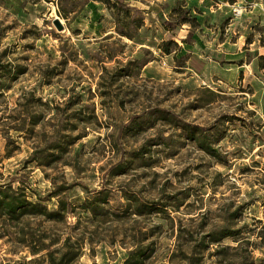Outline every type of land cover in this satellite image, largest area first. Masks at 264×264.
<instances>
[{
  "label": "rangeland",
  "instance_id": "1",
  "mask_svg": "<svg viewBox=\"0 0 264 264\" xmlns=\"http://www.w3.org/2000/svg\"><path fill=\"white\" fill-rule=\"evenodd\" d=\"M119 1L0 0V264H264V0Z\"/></svg>",
  "mask_w": 264,
  "mask_h": 264
},
{
  "label": "trees",
  "instance_id": "2",
  "mask_svg": "<svg viewBox=\"0 0 264 264\" xmlns=\"http://www.w3.org/2000/svg\"><path fill=\"white\" fill-rule=\"evenodd\" d=\"M89 1H94V2H99L104 4L107 8L109 9H116L115 11L119 10L117 7V3L120 1L117 0V2H112L111 0H86V4ZM119 1V2H118ZM62 11V14L64 15V18L67 19L66 12L63 9H60ZM188 23V21H182L181 24ZM176 30V26L172 28V31L174 32ZM121 36H125L128 39H132L133 36L131 33L128 32H122L120 33ZM171 42H163L162 45H160L161 50L169 54V48L168 45ZM175 47L177 45L175 43H172ZM187 67L194 72L195 74L200 75L203 72V69L205 67V63L196 55H190L188 56L187 60ZM25 115V114H24ZM18 132H22L23 129H16ZM194 130H200V129H194ZM191 135L190 138L196 142V144L200 147L201 150L207 152L209 155L218 158L219 154L217 152L212 151V150H207L202 143H200V137L196 138L195 133L193 131H190ZM33 156L29 158L28 161H25L26 164H29L30 162H33ZM0 179H2V175L0 174ZM14 179H4L0 180V220L8 219V220H15L18 221L19 219H23L26 217H33V216H44L46 218L50 219H58V216L61 215V212L65 211V207L63 201H60V207L59 209L55 211H49L47 207L40 201L39 198L34 197V195L30 192L29 187L25 186L24 183L18 182V185L14 187ZM52 197L55 196L51 195ZM91 199H87L86 203L84 205V209L92 212V214H95L98 210L97 208L99 207L97 205H92L89 202ZM104 202V201H103ZM88 204V205H86ZM150 207V206H149ZM138 213H142V210L138 211ZM231 233H226V232H221L220 236L214 239V242H218L220 237H227L231 236ZM55 251H48L46 255L49 257V262L50 264H64L63 261L65 262L67 258H65V255H62L59 259H55L53 254ZM36 254V251L33 253ZM135 255V256H134ZM130 258L126 260V263H130L131 260H135V264H141V260L143 259L142 257L144 256L143 253L138 251L131 252L128 254ZM56 260L57 263H56Z\"/></svg>",
  "mask_w": 264,
  "mask_h": 264
},
{
  "label": "water",
  "instance_id": "3",
  "mask_svg": "<svg viewBox=\"0 0 264 264\" xmlns=\"http://www.w3.org/2000/svg\"><path fill=\"white\" fill-rule=\"evenodd\" d=\"M53 24L55 25V27L57 28L58 31H61L63 29L62 24H61L59 19L56 18L54 20Z\"/></svg>",
  "mask_w": 264,
  "mask_h": 264
}]
</instances>
